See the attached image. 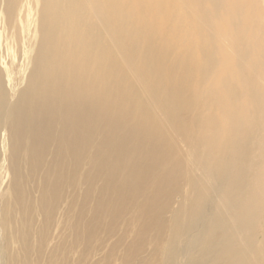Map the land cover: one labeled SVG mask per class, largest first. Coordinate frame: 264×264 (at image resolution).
<instances>
[{
	"label": "bare ground",
	"instance_id": "6f19581e",
	"mask_svg": "<svg viewBox=\"0 0 264 264\" xmlns=\"http://www.w3.org/2000/svg\"><path fill=\"white\" fill-rule=\"evenodd\" d=\"M2 131L22 212L131 213L160 264H264V0H0Z\"/></svg>",
	"mask_w": 264,
	"mask_h": 264
},
{
	"label": "rangeland",
	"instance_id": "374dc122",
	"mask_svg": "<svg viewBox=\"0 0 264 264\" xmlns=\"http://www.w3.org/2000/svg\"><path fill=\"white\" fill-rule=\"evenodd\" d=\"M11 41L7 45L8 53H1V65L5 73L14 65V68L20 67L22 63L20 54L14 47V40L12 44ZM7 142L8 133L2 131L0 218L11 222L13 233L11 243L0 235V247L4 246L6 251L0 256L3 264H160L159 254L154 250L153 244L142 242L155 232L153 228H149L147 232L140 231L142 217H138L136 223H129L131 213L124 215L120 221H115L107 213L97 217L88 212L83 218L70 221L63 217L62 211H57L54 212L52 221L45 222L35 201L31 202L33 206L29 203L28 210L22 212L19 208L21 201H17L11 193L13 174L8 162L10 149ZM190 149L196 154L201 152L197 145L191 144ZM27 182H30L29 178ZM25 188L23 186L22 191L26 195ZM89 205L94 207L95 203L90 202ZM64 220L69 221L67 226ZM19 236L21 240H25V247L21 245Z\"/></svg>",
	"mask_w": 264,
	"mask_h": 264
}]
</instances>
